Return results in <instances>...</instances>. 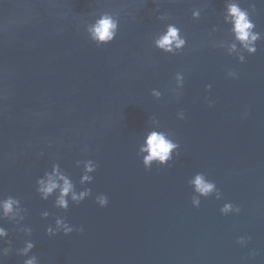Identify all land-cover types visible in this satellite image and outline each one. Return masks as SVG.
Returning <instances> with one entry per match:
<instances>
[{"label":"water","instance_id":"95a60500","mask_svg":"<svg viewBox=\"0 0 264 264\" xmlns=\"http://www.w3.org/2000/svg\"><path fill=\"white\" fill-rule=\"evenodd\" d=\"M0 264H264V0H0Z\"/></svg>","mask_w":264,"mask_h":264}]
</instances>
